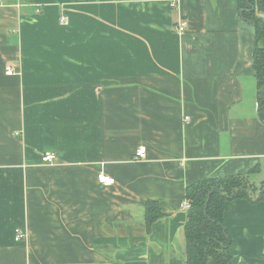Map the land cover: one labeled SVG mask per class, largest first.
I'll return each mask as SVG.
<instances>
[{
    "label": "crops",
    "instance_id": "0c3cea01",
    "mask_svg": "<svg viewBox=\"0 0 264 264\" xmlns=\"http://www.w3.org/2000/svg\"><path fill=\"white\" fill-rule=\"evenodd\" d=\"M256 45L239 0H0V264H187V186L264 184ZM224 217L264 264V201Z\"/></svg>",
    "mask_w": 264,
    "mask_h": 264
},
{
    "label": "trees",
    "instance_id": "16d2710c",
    "mask_svg": "<svg viewBox=\"0 0 264 264\" xmlns=\"http://www.w3.org/2000/svg\"><path fill=\"white\" fill-rule=\"evenodd\" d=\"M242 16L252 21L256 30L254 68L259 87V115L264 120V48L258 42L264 38V0H239ZM259 13L262 14L259 15ZM258 191V192H257ZM264 201V184H253L248 175H229L225 178H204L186 188L191 204L184 226L187 264H228L231 234L226 228L224 212L228 200ZM144 220L150 226L164 213L156 201L145 204Z\"/></svg>",
    "mask_w": 264,
    "mask_h": 264
},
{
    "label": "built area",
    "instance_id": "2783aa9c",
    "mask_svg": "<svg viewBox=\"0 0 264 264\" xmlns=\"http://www.w3.org/2000/svg\"><path fill=\"white\" fill-rule=\"evenodd\" d=\"M177 3L176 1L172 2V5L173 7H177ZM67 16L64 15V17L61 18V22L64 24V23H67ZM188 27V20L186 18H183V17H179L178 19V22L176 23L175 25V30L176 32H178V34H183L185 33L186 29ZM14 73V70H13V67H11L10 65L7 66V69H6V74H13ZM187 120H189L188 117H186ZM147 156V148L145 147V145H140L139 149L137 150L136 154H135V157H134V160H137V161H140V160H143L145 159ZM56 158V155L55 153H51V152H47L44 154L43 156V161L45 163H53L54 160ZM98 178H99V181L105 185H112V183H114L116 181L115 178L113 177H110L109 175L105 174L104 172H101L99 173L98 175ZM183 206V210H189L190 207H191V204L189 203V201L187 199H185V201L182 203ZM24 236V234L21 232V231H17L16 233V239H22Z\"/></svg>",
    "mask_w": 264,
    "mask_h": 264
}]
</instances>
